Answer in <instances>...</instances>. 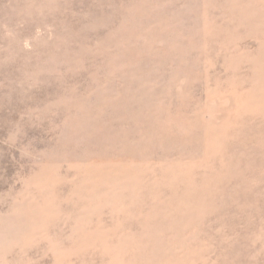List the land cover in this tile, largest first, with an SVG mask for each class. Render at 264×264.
Returning <instances> with one entry per match:
<instances>
[{
  "label": "rangeland",
  "instance_id": "rangeland-1",
  "mask_svg": "<svg viewBox=\"0 0 264 264\" xmlns=\"http://www.w3.org/2000/svg\"><path fill=\"white\" fill-rule=\"evenodd\" d=\"M0 264H264V0H0Z\"/></svg>",
  "mask_w": 264,
  "mask_h": 264
}]
</instances>
